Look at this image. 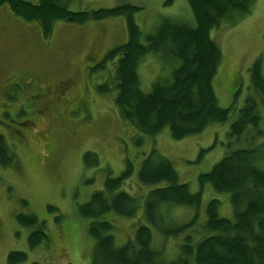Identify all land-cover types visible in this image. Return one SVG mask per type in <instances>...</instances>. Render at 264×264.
<instances>
[{
    "label": "rangeland",
    "instance_id": "rangeland-1",
    "mask_svg": "<svg viewBox=\"0 0 264 264\" xmlns=\"http://www.w3.org/2000/svg\"><path fill=\"white\" fill-rule=\"evenodd\" d=\"M64 2L76 12L122 3L140 6L134 18L143 32V43L147 41L146 35L156 32L165 18L195 23L187 0ZM237 15L235 21L224 20L211 30L222 54L214 86L223 107L230 104L235 89L238 104L244 102L249 91L250 67L258 58L264 71V0H255L250 12ZM128 40L126 16L86 23L58 20L53 24L52 34L45 37L38 23L18 17L6 1L0 5V135L15 156L13 163L0 167V264H9L11 250L27 252L28 258L21 264L34 261L93 264L94 239L88 232L90 218L79 214L78 205L89 201L96 190L104 187L108 169L112 175H120L128 157L132 159L135 173L124 187L132 194H145L152 185L137 184L136 168L151 146L175 166L180 182L188 183L192 191L202 189L198 209L162 205L170 220L183 222L198 212L197 223L201 224L205 206L213 197L220 200L219 213L232 216L230 193L216 191L210 182H203V186L199 183V175L209 172L227 153L225 143L231 121L211 123L204 131L180 140L164 128L154 137L146 136L142 145H136L135 130L116 109V91H99L101 84L114 74L119 57L109 61L107 53ZM103 64L104 69H98ZM167 64L159 52L148 54L138 64L145 92L151 90L159 69L167 77L172 68ZM22 74L37 76L39 86L53 87L55 82L69 79L73 88L65 101L38 111L34 88L19 84L18 77ZM202 149L207 150L201 154ZM87 151L99 156V164L86 162ZM261 162L264 164V159ZM48 205L56 210L50 211ZM19 213L35 214L39 220H45L50 241L31 249L27 238L32 227L17 223ZM142 213L141 206L138 215L131 218L106 215L115 221L113 234L118 245L127 242L129 236L133 238L135 228L147 222ZM150 226L155 237L158 236L155 226ZM173 239L166 242L167 258H172L177 251L176 239Z\"/></svg>",
    "mask_w": 264,
    "mask_h": 264
},
{
    "label": "trees",
    "instance_id": "trees-1",
    "mask_svg": "<svg viewBox=\"0 0 264 264\" xmlns=\"http://www.w3.org/2000/svg\"><path fill=\"white\" fill-rule=\"evenodd\" d=\"M3 1L24 21L38 23L45 37L52 34L53 24L58 20L86 23L126 16L129 40L107 53L109 61L119 57L114 74L101 84L99 91H116V109L135 130L136 145H142L146 136L154 137L164 128L180 140L204 131L211 123L231 121L225 143L227 153L209 172L199 175V183L203 186V182H210L216 191L229 192L232 216L221 215L220 200L213 197L205 206L201 224L197 223L198 212L183 222L170 220L162 205L198 209L202 189L192 191L188 183L180 182L175 166L151 146L136 168L137 184L152 185L143 197L124 187L135 173L128 157L120 175L114 176L108 169L104 187L96 190L89 201L78 205L79 214L90 218L88 232L94 239L93 264H264L263 66L260 58L251 65L249 91L242 104H238L235 89L230 104L220 106L214 78L222 54L211 35V30L224 20L233 22L237 14L250 12L255 0H187L195 23L165 18L156 32L146 35V43L141 41L143 32L134 18L141 9L138 5L122 3L76 12L68 9L64 0H0V5ZM153 52L161 53L172 68L167 77L159 69L151 90L145 92L137 68ZM88 58L92 59L90 55ZM100 68L104 69V64ZM98 158L90 151L84 154L88 164H99ZM14 159L12 149L0 135V167L13 163ZM141 206V217L147 222L135 228L133 238L129 236L127 242L118 245L112 216L134 217ZM48 209L54 211L56 207L48 205ZM108 213L112 214L110 218L106 217ZM16 221L32 227L27 238L31 249L50 241L46 221L39 220L37 215L19 213ZM150 224L158 230V236L155 237ZM172 238L176 239L177 251L167 258L166 242ZM27 258L24 250L8 253L9 264H21Z\"/></svg>",
    "mask_w": 264,
    "mask_h": 264
},
{
    "label": "flooded vegetation",
    "instance_id": "flooded-vegetation-1",
    "mask_svg": "<svg viewBox=\"0 0 264 264\" xmlns=\"http://www.w3.org/2000/svg\"><path fill=\"white\" fill-rule=\"evenodd\" d=\"M18 79L21 87L27 88L31 85L34 88L36 92V110L38 111L41 109L43 110L49 105L60 104L65 101L70 90L73 88V83L69 79L59 80L55 82L53 87H51L50 84L39 86L38 84L40 81L37 76H24V74H22Z\"/></svg>",
    "mask_w": 264,
    "mask_h": 264
}]
</instances>
